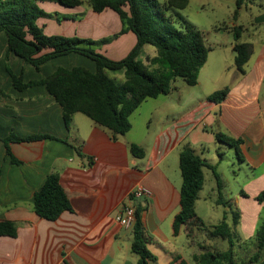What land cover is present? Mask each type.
<instances>
[{
  "label": "crops",
  "instance_id": "obj_1",
  "mask_svg": "<svg viewBox=\"0 0 264 264\" xmlns=\"http://www.w3.org/2000/svg\"><path fill=\"white\" fill-rule=\"evenodd\" d=\"M38 5L46 14L64 15L66 19L61 24L54 23L56 30L50 32L63 37L97 40L121 30L118 15L109 9L95 13L86 7L64 8L48 1H40ZM241 8L236 15L233 11L231 27L241 26L242 36L256 39L257 44L242 73L234 68V56L232 64L222 70L219 86L211 92L227 89L226 98L218 104L209 102L210 92L193 107H188L184 100L176 112L169 104L170 111L161 116L160 127L153 131L151 121L141 111L149 100L146 99L131 114L129 132L115 139L92 121L85 133L79 128L72 131L73 118L65 128L60 106L44 87L37 85L17 91L5 68L4 56L8 51L5 36L0 34V221H9L17 228L14 238L0 237V264H135L138 257L130 251L133 227H121L115 217L131 204V192L138 185L151 192V196L138 202L139 220L148 239L147 249L157 263L158 253L150 247L159 246L167 257L165 264H169L174 256H182L175 243L181 232L188 238L187 247H191V233L188 237L185 225L176 237L171 229L180 197L178 156L184 145H189L195 154L213 165L222 191L225 189L223 156L226 152L217 145L214 133L242 141V161H231L232 169L228 168V172L239 188L238 195L232 198L239 214L237 229L244 239L253 235L262 208L255 196L264 190V32L259 27L264 24V12L248 21L253 29V34L248 35ZM44 21L45 18H39L37 23L44 28ZM135 39L128 31L100 50L113 61L121 60L132 50ZM228 45L232 51L233 43ZM7 56L9 69L23 83L44 79L58 66L67 69L83 66L94 72V64L87 63L85 67L82 62L88 59L78 54L54 58L39 69L14 54ZM154 56L146 54L145 61L141 62L146 64ZM175 90L174 86L172 92ZM134 123L141 128L136 135L131 133ZM10 133L17 137L36 134L50 138L9 145L13 157L20 162L12 164L1 141ZM131 144L145 150L143 158L130 155ZM212 150L217 158L211 155ZM205 153L209 157H204ZM51 173L59 176L72 208L56 221L36 217L32 209L34 193ZM203 175V188L194 205L198 218L199 201L205 198V176H213L216 189L213 172L204 168ZM164 224L167 229L161 227ZM200 247L197 253L192 249L191 257L199 254Z\"/></svg>",
  "mask_w": 264,
  "mask_h": 264
},
{
  "label": "trees",
  "instance_id": "obj_2",
  "mask_svg": "<svg viewBox=\"0 0 264 264\" xmlns=\"http://www.w3.org/2000/svg\"><path fill=\"white\" fill-rule=\"evenodd\" d=\"M40 1L55 2L64 8L86 4L95 13L109 9L118 15L121 30L113 36L95 41L78 37L65 38L60 35L46 36L36 23L39 18L50 17L39 7ZM187 4V0H165L162 4L155 3L154 0H0V34L5 36L8 51L4 56L5 68L17 91L37 85L44 87L60 106L65 128L69 127L73 116L80 113L115 139L129 132L132 128L131 114L146 99L167 95L173 90L178 79L188 86L197 84L198 72L206 63L211 47L205 45L204 33L188 24L176 29L172 25L173 17L166 14L172 8L184 10ZM241 4L242 0H235L234 15ZM177 19L181 21L182 18ZM128 31L135 35V45L123 59L113 61L94 50L102 44H109ZM230 32L234 39V68L242 73L243 67L253 54V45L240 42L243 32L241 26L231 28ZM144 46H152L155 50V56L148 58L146 64L140 60ZM8 53L14 54L35 69L54 58L78 54L94 64V72L83 66L69 69L58 66L44 79L23 83L21 77H16L9 69ZM119 72L123 74L121 83L110 75ZM226 95L227 89L216 90L208 95L207 101L218 104ZM214 137L217 143L233 148L238 161H242L240 139L222 133H214ZM48 138L50 137L47 135L36 134L17 137L10 133L1 141L5 155L12 164H19L10 151V144L37 142ZM75 150L82 157L79 149ZM128 151L133 157L141 159L145 150L131 144ZM178 163L181 186L178 211L171 224L173 236H178L181 227L185 225L188 237L193 227L196 230H205L210 238L226 240L228 247L223 252L194 255L192 263L181 255H176L169 264H237L233 251L237 238L235 231L239 224L237 208L234 207L235 211H232L231 225L226 223L224 214L221 222L208 228L197 217L194 209L195 201L203 188L204 168L213 172L217 191L216 204L230 209L229 201L223 198L221 182L215 168L195 154L187 144L179 153ZM241 195L245 194L241 192ZM255 200L262 207L252 236L255 252L247 262L241 261V264H264V190L255 196ZM32 209L36 217L47 221H56L64 212L72 211L56 173L48 174L40 189L34 193ZM135 214L130 251L138 257L135 264H154L156 257L147 249L148 239L139 220L138 205ZM16 235L17 228L14 224L0 221V237L14 238ZM236 242L238 244L240 239Z\"/></svg>",
  "mask_w": 264,
  "mask_h": 264
},
{
  "label": "rangeland",
  "instance_id": "obj_3",
  "mask_svg": "<svg viewBox=\"0 0 264 264\" xmlns=\"http://www.w3.org/2000/svg\"><path fill=\"white\" fill-rule=\"evenodd\" d=\"M187 1H188L187 7L184 10H176L172 8L168 10L166 14L173 17L172 25L176 29H179L184 24H188L198 29V31L204 33L206 36L205 45L207 47H211L212 49L208 53L206 63L199 70L200 73L198 72L199 78L197 76L196 85L188 86L181 79H178L174 85L176 87L175 91L172 92L171 90L170 93H168L166 96L164 95L159 96V99H157L156 101L149 98L147 104L142 106L141 109L142 113H144V115L147 116L151 121V131H153L157 127H160L161 123L159 124L158 121L162 115L170 111V109H168L169 104L171 105V110L175 112L178 111L179 108L183 106L182 103L184 100L187 101L188 107L191 106L193 107L197 105L199 100L205 98L208 93L213 91V89H215L216 87L218 88L220 83L219 76L222 74V70L229 63L232 64L231 57H233L234 54L232 53V51H230L228 44L234 43L233 35L230 32V30L232 28L231 27L232 13L236 9L235 0H187ZM154 2L158 4H162L164 0H154ZM82 7H86L87 9H89L86 4H83ZM240 7H242L241 11L243 13L244 20L246 21L244 27L247 30L248 35H251L253 34V29L248 21H250L258 13L264 12V0H242V5ZM244 8H247L246 11L244 10ZM85 14H82V16H84ZM49 15L50 17L45 18V21L43 23V25L46 26L44 28H46L48 31H46V29H44L37 22L36 23L38 26L42 28L46 36L57 35L54 33H50L53 32V30H56L54 23L59 22L58 24H61L63 22L62 20L66 18L64 17V15H58V14L56 15L49 14ZM177 18H182V19L181 21H179ZM83 26L84 28L86 27L85 22L83 23ZM259 27H260V32L263 33L264 24H260ZM73 37H77V36H73ZM65 38H70V37H65ZM240 42L252 43L253 47L254 45L257 44L256 39L248 40L247 35L246 36L241 35ZM106 44H102L99 47L94 48V50H96L101 54H104L103 52H101L100 49ZM142 53L144 54H141L140 60L145 61V55L150 53L155 54V50L152 48V46H145ZM87 63L92 65V62L90 60H87L86 62L85 61L82 62V65L86 67ZM110 75L114 77L118 83H121L123 81V74L120 72L113 73ZM215 75L218 77H216V79L214 80L212 79V76ZM73 120H74L73 125L71 126L72 131L74 128H79L81 130V133H85L86 126L91 123V121L88 118H86L80 113L75 114ZM139 129L141 128L138 125V123H134V128L131 133H134V135H136V133H139L138 132ZM217 145L223 147L224 151L226 152V154L223 156L225 189L222 191V195L225 196L224 197L225 199L228 198L227 201H229L231 206L230 209H228L223 207L222 205L216 204L217 191L216 189H214L213 176L212 175L205 176V185L203 189V197L205 198L200 199L197 213L200 219L202 220V222L204 223V225L206 226V228L210 226L211 227L215 226L219 222H221L224 218V214L226 216V223L231 225L233 219L232 211H235V208H237V206H235L234 208L233 205L234 203L232 201L233 200L232 198L234 197V194L238 195L239 188L238 185H236L235 182H232L231 180L232 173L230 174L228 172V168L232 169V165L230 164V162L238 161V159L236 158V152L234 149L228 146L226 147L223 144L217 143ZM211 155H214V157L217 156L214 150H212ZM203 156L209 157L207 153L203 154ZM161 227L167 229L166 225L165 226L162 225ZM235 233H237L236 241H239L240 239V242H238L237 244V242L234 240L235 247L233 251L237 264H241L242 263L241 261L247 262L248 258L252 255L253 252H255L254 240L252 238L253 235L249 236V238L244 239L240 235L237 227ZM187 241L188 238L183 234V232H181L180 236L175 239L176 246L177 248H179L178 251L182 254L183 257H186L189 263H192V257L194 256L193 255L191 257L192 249H194V252L197 253L199 246H201L199 250L200 251L199 254L204 252H209V253H214L217 251L223 252L226 251L228 247L227 246L228 243L226 240H221L219 238H210L206 234L205 230L198 231L194 228L191 230V238H190L191 243H189L191 246L190 248L187 247L186 245ZM150 249L152 251L154 250L155 253H158V261L156 264H162V263L165 264V262H167V257L165 256V253L163 252V250L160 249L159 246H152L150 247ZM196 253L195 255H199Z\"/></svg>",
  "mask_w": 264,
  "mask_h": 264
},
{
  "label": "built area",
  "instance_id": "obj_4",
  "mask_svg": "<svg viewBox=\"0 0 264 264\" xmlns=\"http://www.w3.org/2000/svg\"><path fill=\"white\" fill-rule=\"evenodd\" d=\"M149 196H151V192L146 189L145 186L138 185L135 187L130 195L131 204L124 207V209L121 210L115 217V220L121 225V227L125 229H130L133 227L136 218V205H138V202L141 198H147Z\"/></svg>",
  "mask_w": 264,
  "mask_h": 264
}]
</instances>
